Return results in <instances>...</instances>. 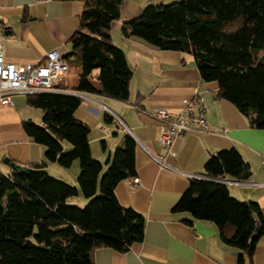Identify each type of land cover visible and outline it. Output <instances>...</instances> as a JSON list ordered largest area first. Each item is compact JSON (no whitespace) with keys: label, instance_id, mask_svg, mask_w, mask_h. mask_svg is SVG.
Returning a JSON list of instances; mask_svg holds the SVG:
<instances>
[{"label":"trees","instance_id":"1","mask_svg":"<svg viewBox=\"0 0 264 264\" xmlns=\"http://www.w3.org/2000/svg\"><path fill=\"white\" fill-rule=\"evenodd\" d=\"M81 1L67 57L81 66L78 90L126 101L132 70L110 35L123 0ZM121 32L159 49L191 54L201 79L217 82L215 98L230 101L250 126L264 129V0L147 5L139 17L124 21ZM95 69L98 91L87 80ZM28 102L42 110V125L25 122L23 127L44 146V160L28 164L30 172L7 175L0 169V264H93L98 247L126 251L141 241L145 217L121 206L114 193L119 181L136 175L135 141L126 135L103 170L90 151L89 127L74 115L78 96L30 94ZM74 160L79 162L77 186L44 169L47 162L69 167ZM243 164L235 147L211 154L204 164L206 178H191L172 208L212 221L221 241L240 250L238 264H244L245 257L251 261L264 236V218L257 202L234 198L217 179L235 176ZM79 192L88 199L83 207L66 202ZM256 228L259 233L253 236Z\"/></svg>","mask_w":264,"mask_h":264},{"label":"crops","instance_id":"2","mask_svg":"<svg viewBox=\"0 0 264 264\" xmlns=\"http://www.w3.org/2000/svg\"><path fill=\"white\" fill-rule=\"evenodd\" d=\"M172 1H122L120 18L112 21L110 28L111 41L123 50L132 70L128 99L121 101L78 90L81 66L67 59L72 51L69 39L78 27L83 1L0 0V34L7 61L37 63L48 51L56 50L69 63L62 88L65 94L81 99L74 115L89 127L90 151L104 163L103 170L114 151L124 145L126 135L136 143V175L119 181L114 193L121 206L145 217L143 238L126 251L96 248L93 264H238L240 250L221 241L212 221L172 210L191 178H206L205 162L221 149L235 147L245 164L238 167L235 176L224 175L217 180L227 185L234 198L257 202L264 218V129L250 126L230 101L215 98L217 82L201 79L191 54L159 49L121 32L124 21L139 17L147 5ZM97 73L93 70L87 80L98 91ZM188 101L205 108L208 130L186 132L166 153L158 141L157 122L148 111L164 108L178 113ZM28 119L35 124L42 122V110L28 102V95L14 94L9 105L0 101V169L4 173L11 170L4 157L26 167L44 160V146L24 130ZM44 169L77 186V160L69 167L47 162ZM135 178L137 186H133ZM72 198L66 202L75 204ZM77 198L82 204L88 201L79 194ZM244 264H264V236L257 241L251 261L245 257Z\"/></svg>","mask_w":264,"mask_h":264},{"label":"built area","instance_id":"3","mask_svg":"<svg viewBox=\"0 0 264 264\" xmlns=\"http://www.w3.org/2000/svg\"><path fill=\"white\" fill-rule=\"evenodd\" d=\"M70 69L69 63L56 51H48L37 63L17 64L5 58L3 35L0 34V101L9 105L14 94L65 93L62 80ZM139 111L140 107L135 106ZM148 114L158 125V141L166 153L171 152L175 139L189 131H206L205 108L193 101L185 103L182 111L174 113L154 108ZM138 179H133L137 186Z\"/></svg>","mask_w":264,"mask_h":264},{"label":"water","instance_id":"4","mask_svg":"<svg viewBox=\"0 0 264 264\" xmlns=\"http://www.w3.org/2000/svg\"><path fill=\"white\" fill-rule=\"evenodd\" d=\"M27 122H31L30 119L27 120ZM3 162L9 166V168L11 169L9 172H7V175H12L14 174L16 171H27L30 172L31 168L30 167H26L25 165H20L18 163H16L15 161L10 160L8 157H4ZM259 233V229L256 228L255 233L253 234V236L257 235Z\"/></svg>","mask_w":264,"mask_h":264},{"label":"rangeland","instance_id":"5","mask_svg":"<svg viewBox=\"0 0 264 264\" xmlns=\"http://www.w3.org/2000/svg\"><path fill=\"white\" fill-rule=\"evenodd\" d=\"M174 1H177V0H174ZM173 2V1H172ZM33 122V121H32ZM34 123V122H33ZM37 125H39V126H41L42 125V122L40 123V124H37ZM64 145V150H68L69 148H70V145L68 144V143H64L63 144ZM77 162H78V160H77ZM103 165H104V163H102ZM68 183V182H67ZM70 185H72V186H75L73 183H69ZM79 195H82L80 192H79ZM73 198V200H75L74 202H76L75 204H76V206H80V207H83L84 206V204H82L81 202H79L78 201V198H77V195H75V196H72ZM86 204V203H85Z\"/></svg>","mask_w":264,"mask_h":264}]
</instances>
